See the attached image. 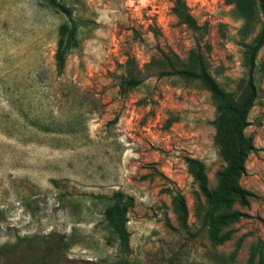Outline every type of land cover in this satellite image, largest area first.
Here are the masks:
<instances>
[{
  "label": "rangeland",
  "instance_id": "obj_1",
  "mask_svg": "<svg viewBox=\"0 0 264 264\" xmlns=\"http://www.w3.org/2000/svg\"><path fill=\"white\" fill-rule=\"evenodd\" d=\"M57 1L70 9L78 41L60 73L53 57L65 17L44 0H0V246L65 237L61 264H264V94L244 129L254 151L239 185L253 198L232 206L247 217L213 249L198 232L184 158L203 163L212 189L222 165L210 125L214 101L199 81L162 75L160 65L161 53L184 63L197 46L209 75L236 98L248 77L242 44L257 33L258 17L244 21L228 0H183L206 26L202 33L177 22L172 0ZM262 61L264 45L255 64ZM128 72L141 83L121 95ZM251 76L264 90V73ZM171 190L185 200L186 231ZM114 192L133 200L126 254L102 217ZM29 263L0 256V264Z\"/></svg>",
  "mask_w": 264,
  "mask_h": 264
},
{
  "label": "trees",
  "instance_id": "obj_2",
  "mask_svg": "<svg viewBox=\"0 0 264 264\" xmlns=\"http://www.w3.org/2000/svg\"><path fill=\"white\" fill-rule=\"evenodd\" d=\"M48 6L60 12L65 17L56 30V46L54 65L60 73L66 55L77 44V24L71 11L57 0H44ZM240 17L247 21L253 16L258 17L259 29L254 38L247 44H242L244 63L248 70V77L239 96L224 91L207 72V63L204 54L195 49L188 51L184 63L177 56L169 57L161 53L162 75L177 76L186 80H197L210 94L214 101V115L210 125L214 130L213 145L221 161V167L215 172V185L207 187L206 170L203 163L195 158L185 157L184 163L187 173L196 186L193 193V215L198 223V232L203 231L211 248L226 242L231 230L229 225L241 218L247 217L243 212L233 209L234 203L247 207L253 194L239 185L240 177L245 173L244 163L249 153L254 151L252 139L244 134L248 126L247 115L255 102L258 93L264 90L256 88L251 72L258 70L264 73V61L255 64V56L264 45V0H228ZM177 22L186 28L205 33L206 26H198L190 15L183 0H172L170 8ZM206 52L209 46H205ZM126 61V67L129 65ZM133 60L130 59V65ZM141 79L128 72L118 83V92L121 95L137 87ZM170 204L179 229H187V209L183 196L177 190L168 191ZM110 202L102 211L103 221L110 237L115 240L118 251L122 254L129 252V233L126 230L127 213L133 205L130 196L114 192ZM164 226L173 229L164 217ZM68 247L65 237L49 238L44 236H27L15 240L14 243L0 246V256L16 255L29 264H61L62 257ZM119 264H126L121 261Z\"/></svg>",
  "mask_w": 264,
  "mask_h": 264
}]
</instances>
